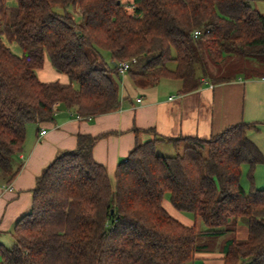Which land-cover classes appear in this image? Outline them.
Here are the masks:
<instances>
[{
	"label": "trees",
	"instance_id": "trees-1",
	"mask_svg": "<svg viewBox=\"0 0 264 264\" xmlns=\"http://www.w3.org/2000/svg\"><path fill=\"white\" fill-rule=\"evenodd\" d=\"M14 1L6 6L0 0L5 183L19 169L12 156L22 150L27 124L53 122L58 106L81 117L119 108L117 65L123 60L136 59L137 67L127 71L135 86L175 79L181 93L204 79L264 76V15L252 0ZM45 56L67 83L38 79ZM251 126L239 122L209 138L155 137L137 144L118 162L113 186L92 156L103 134H78L76 146L59 152L36 177L30 209L12 229V245L0 243V264H185L200 248L201 235H233L239 221L247 237L225 242L223 264H264V188L253 182L264 157L246 135ZM162 139L175 149L183 143L181 152L156 153ZM243 165L247 189L240 183ZM165 193L176 210L190 212L207 229L172 217L162 204Z\"/></svg>",
	"mask_w": 264,
	"mask_h": 264
},
{
	"label": "crops",
	"instance_id": "crops-1",
	"mask_svg": "<svg viewBox=\"0 0 264 264\" xmlns=\"http://www.w3.org/2000/svg\"><path fill=\"white\" fill-rule=\"evenodd\" d=\"M120 1L127 4L132 2ZM44 67L40 72L37 69L39 80L68 82L67 77L56 71L49 62H46ZM118 81L120 106L117 110L95 117L76 119L69 113L74 109L58 106L53 122L27 124L22 150L12 156L13 165L19 167L10 182L12 190L4 191L0 195V243L12 241L11 232L14 225L18 218L30 209L31 190L36 177L59 152L76 146L78 134H103L94 144L92 156L104 166L112 185L118 162L124 159L135 145L155 137L175 138L187 135L209 138L227 126L246 122L252 124L246 130L247 137L264 157L262 78L245 79L237 76L233 80L220 83L204 79L199 87L185 93L179 91L180 81L175 79H161L154 85L137 87L125 73L119 76ZM41 129L45 130L44 134H40ZM148 129L153 131H146ZM164 144L172 145L162 139L155 142V148ZM183 145L180 143L177 149ZM172 147L174 148L173 145ZM246 170L247 166L244 170L242 167V174L245 175ZM5 182V177L0 172V186ZM253 182L256 187L264 188V163L256 165ZM165 210L185 225H196L202 231L207 229L199 218ZM247 234L246 225L239 222L233 235L228 232L218 236L203 234L201 237L223 238L222 244L216 247V250L195 252L193 259L185 264H223L225 242L232 236L239 240L245 239Z\"/></svg>",
	"mask_w": 264,
	"mask_h": 264
},
{
	"label": "rangeland",
	"instance_id": "rangeland-1",
	"mask_svg": "<svg viewBox=\"0 0 264 264\" xmlns=\"http://www.w3.org/2000/svg\"><path fill=\"white\" fill-rule=\"evenodd\" d=\"M4 4L6 6H12V5H15V1L14 0H4ZM252 5L254 7H256L263 15H264V0H252ZM53 9L58 11V12H62V7L60 5H53ZM74 15L76 17V19H79V15L77 13V11L75 10L74 12ZM4 39V38H3ZM5 42L7 43V45L10 47V49L17 53V54H21V50L19 48V46L15 43V42H9L7 41V39H4ZM102 53V57L104 59V61L106 62L107 65H111V61H110V57H109V54L107 51H101ZM46 62H50L49 58L47 56H45L44 58V61H43V65H42V69L39 68V72L41 70H43L45 67L44 65L46 64ZM52 66V65H51ZM134 68H136L137 65H133ZM169 66H173V64H169ZM210 68L212 71L215 70V67L213 65H210ZM37 72V70H36ZM167 149V150H166ZM155 151L156 153L158 154H161V155H164V156H172V155H175L177 153H180L181 152V147L180 149H175L172 147V145H158L156 148H155ZM203 153H205L203 151ZM243 170L245 168V166L243 165ZM240 183L243 185V187L247 188V180H246V177L244 174H242L241 178H240ZM113 186V185H112ZM163 206L165 207V209H167L168 211H170L171 213L177 211L178 213L180 214H186L188 216H191L192 214L190 212H185V211H179V210H176L174 207H172L171 205H169V193H165L164 195V198H163ZM193 216V215H192ZM239 223H242L239 221ZM201 224V223H200ZM222 241H223V238H215V239H211L210 237H199V245H200V248L196 251V252H204V251H210V250H216V247L220 246L222 244ZM3 245L7 246V247H10L13 243V239L12 241H5V242H1Z\"/></svg>",
	"mask_w": 264,
	"mask_h": 264
},
{
	"label": "built area",
	"instance_id": "built-area-1",
	"mask_svg": "<svg viewBox=\"0 0 264 264\" xmlns=\"http://www.w3.org/2000/svg\"><path fill=\"white\" fill-rule=\"evenodd\" d=\"M199 34H200L199 30H195L193 32V36L194 37H197ZM135 63H136V59L135 58H130V59L121 61L117 65V70H118L119 74L122 75V74L127 73L128 69H130L132 67V65L135 64ZM262 79L264 80V76L262 77ZM137 101L139 102L140 99H137ZM69 113L71 115H73L76 119L84 118V117H81L79 114H77L75 111H69ZM44 133H45V130L41 129L40 134H44ZM0 189H1V191H0V195H1L2 192H4V191H11L12 190V186H11L10 183H4V184H2L0 186Z\"/></svg>",
	"mask_w": 264,
	"mask_h": 264
}]
</instances>
